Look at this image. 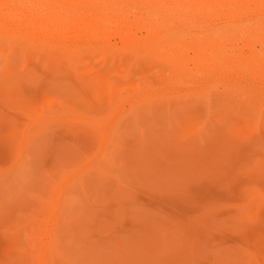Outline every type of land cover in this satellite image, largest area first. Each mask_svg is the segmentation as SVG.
I'll return each instance as SVG.
<instances>
[{
	"label": "rangeland",
	"instance_id": "374dc122",
	"mask_svg": "<svg viewBox=\"0 0 264 264\" xmlns=\"http://www.w3.org/2000/svg\"><path fill=\"white\" fill-rule=\"evenodd\" d=\"M0 20V264H264L263 81Z\"/></svg>",
	"mask_w": 264,
	"mask_h": 264
},
{
	"label": "bare ground",
	"instance_id": "6f19581e",
	"mask_svg": "<svg viewBox=\"0 0 264 264\" xmlns=\"http://www.w3.org/2000/svg\"><path fill=\"white\" fill-rule=\"evenodd\" d=\"M41 2L43 0L37 1L40 8H35L37 9L35 11L29 10L31 7L28 9L19 6L18 2V6L13 7L12 2L7 1L5 3H9L12 9L7 8L9 10L5 9L6 12L2 10L0 19L4 18L6 20L4 22L18 26L26 23L25 29L28 25L38 26L44 40H49L51 45L59 49L62 48L65 53L70 52L73 47L76 50L80 43H86L89 50H111L115 47L112 40H118L128 49L135 48L140 52L145 49L174 68L177 82H184L190 86L192 79L198 78L194 79L196 76L208 82L223 80L225 76L240 79L244 84L248 81L264 82V0H48L46 4ZM0 3L3 6L2 0ZM26 5L25 3L24 6ZM137 9L141 11V15L131 19ZM106 16L111 18L108 24L104 22ZM45 18L51 21L50 29L43 26ZM216 21L219 24L215 23ZM3 26L5 25L0 22V28H4ZM107 27H110L111 31L105 35ZM9 30L12 31L10 28ZM138 32L144 36L139 38ZM30 35L32 36V33ZM94 41H100L103 46L96 48L93 45ZM190 52H193V58L189 56ZM192 62L196 66V71L189 68ZM229 88L232 87L225 89L231 90ZM253 91H244L247 93L246 98L250 100L254 98ZM200 92L206 93L209 99L214 91L205 88ZM149 99L150 96L144 95V98L141 101L137 100L135 105Z\"/></svg>",
	"mask_w": 264,
	"mask_h": 264
}]
</instances>
